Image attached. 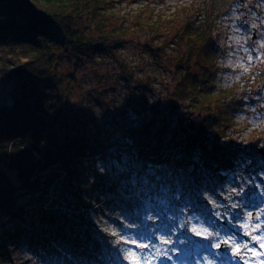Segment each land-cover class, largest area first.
Instances as JSON below:
<instances>
[{
	"label": "trees",
	"instance_id": "1",
	"mask_svg": "<svg viewBox=\"0 0 264 264\" xmlns=\"http://www.w3.org/2000/svg\"><path fill=\"white\" fill-rule=\"evenodd\" d=\"M231 3L203 0L184 14L173 34L184 51L164 60L167 68L161 60L165 42L152 43L171 29L166 22L112 21V4L106 0H0V250L24 238L32 218L50 223L40 215L45 205L48 212L67 207L80 213L103 198L119 178L103 180L95 167L113 155L119 160L127 154L137 174L145 173L157 187L170 184L168 173L184 179L190 167L221 179L241 155L264 161V135L254 137L250 146L256 152L250 156L252 150L235 144L230 132L243 108L245 98L239 94L246 89L214 83L221 55L219 22ZM138 30L146 34L138 47L152 66L171 73L172 84L167 89L156 82L165 91L154 99L151 115L130 105L131 118L114 103L118 84L90 67L99 55H114ZM113 60L126 86L148 89L153 78L135 80L124 62L116 55ZM63 61L73 67L67 80ZM79 73L90 87L94 78L101 80L83 102L72 100L83 95L74 83ZM140 94L145 98V92ZM108 103L113 111L97 117L96 105L103 109ZM58 187L60 195H55Z\"/></svg>",
	"mask_w": 264,
	"mask_h": 264
},
{
	"label": "rangeland",
	"instance_id": "2",
	"mask_svg": "<svg viewBox=\"0 0 264 264\" xmlns=\"http://www.w3.org/2000/svg\"><path fill=\"white\" fill-rule=\"evenodd\" d=\"M106 1L112 4V15H110L112 21L116 18L123 24L126 21L134 23L143 20L144 17L151 22L154 20L166 22L168 24L166 28L171 27L167 30V34H162L152 42L153 44L165 42L161 51L162 64L165 65L164 60L175 59L174 56L180 57L183 54V44H180L173 34L176 29H180L186 19L184 14L203 0ZM123 19L124 22L121 21ZM140 24L142 26V23ZM219 29L221 55L214 83L218 88L223 89L234 85L236 88L246 89L245 95H241V92L239 94L240 97L245 98L242 101L243 108L235 114L236 127L230 129V132L235 144L252 150L249 155L253 156L256 150L250 146V143L260 133L264 135V0H232L228 11L220 19ZM145 37L146 34L138 30L134 39L117 46L114 55L130 69L133 79L153 78V81L147 82L149 84L147 90L143 86L144 91L138 87V89L128 87L121 78H118L117 64L112 54L99 55L97 61L90 67L100 69L103 72V79L107 76L109 83L113 82L112 85L118 84L114 103L120 110L129 112L131 118L134 116L133 112H130V105L139 112L146 109L145 115H151L153 101L158 98L157 94L161 97V92L165 91L156 82L167 84L165 85L167 89L172 84L171 73L152 66L148 54L138 47V43H143ZM96 64L98 66H95ZM166 65L168 68V64ZM60 67L62 76H66L67 80L69 73L72 72V65L63 61ZM89 70L85 75H89L87 73ZM85 75L82 73L77 75L74 82L76 92L83 95L82 98H73V101L83 102L88 99L85 98L86 93L93 90L94 84L101 81L100 78H94L96 83H92L90 87L84 82ZM2 92L0 89V98ZM142 92H145L143 95L145 98H141ZM109 103L103 109L96 105L97 108L94 110L97 117L101 116L103 111H113ZM229 137L231 139L230 135ZM235 148L233 146L231 150L234 152ZM110 155L109 153L105 156L110 157ZM113 157L98 161L95 167V171L103 180L111 181L112 178H119L114 181L111 190L103 194V198L90 202V206L80 213L69 211L67 207H53L48 212L45 205L42 209L45 213L39 212L46 220L47 217L51 218L50 223L46 221L47 225H43L38 219L34 220L31 217L27 235L15 244L9 242L4 246L5 249L0 250V264H71L76 259L81 260L76 264H129V260L123 258L128 249H132L137 254L147 252L155 258L157 264H190L174 257L172 249L175 248L180 252L177 247L182 244L173 237L175 229L180 232L183 240L191 241V245L187 248L182 245L187 254H190V249H196L194 243L200 247L215 242L214 239L204 240L195 236L191 232L193 226L199 229L203 225L209 231L214 229L220 233L219 224L224 222L235 226L226 239L235 238V232H240L245 238L250 239L247 244L252 251L244 254L245 241L242 240L240 256L247 260L248 264L264 262V255L260 254L264 253V249L259 247L260 241L251 239L252 236L259 237L264 232V212L261 211L264 208V161L241 155L239 161H236V168L219 179L220 181L210 173H205L203 169L190 167L184 179L176 176L175 173H168L166 176L170 178V184L157 187L148 180L145 173L137 174V167L128 161L127 154L121 153L119 160ZM88 179L94 180V173H90ZM241 186L248 193L247 195H239ZM59 190L58 187L54 194L60 195ZM101 190L105 191L104 188ZM58 198L62 199L61 196ZM83 199L85 200L84 197ZM234 204L237 206L233 207ZM180 209L183 211L181 212ZM234 212L239 213L238 219H232ZM249 213H251L250 218ZM257 215H259L258 220ZM146 216H151L152 219H145ZM163 223L166 224L163 225L165 227H157ZM243 225H246V228L242 227ZM257 225L260 226L259 229L252 231ZM137 226L141 230L156 226L155 229L151 228L157 238V242L154 241L155 249L136 247L137 244L142 243L134 235ZM166 226H169V231L166 230ZM246 232L249 234H245ZM99 233H102L101 237L98 236ZM161 239H170L176 243L171 245L162 243ZM230 247L234 248L235 245ZM165 252L167 256L172 257L171 260L164 256ZM231 255L235 254L231 252ZM206 259L207 256H202L192 264L199 262L205 264ZM216 260V264L226 263L225 260Z\"/></svg>",
	"mask_w": 264,
	"mask_h": 264
},
{
	"label": "snow or ice",
	"instance_id": "3",
	"mask_svg": "<svg viewBox=\"0 0 264 264\" xmlns=\"http://www.w3.org/2000/svg\"><path fill=\"white\" fill-rule=\"evenodd\" d=\"M248 193L244 191L243 187L241 186V190L239 192V195L244 196L247 195ZM237 205L234 204L233 207H236ZM182 212L183 209H180ZM249 218L251 217V213L248 214ZM239 218V213L235 216L232 217L233 220ZM145 219L151 220V216H146ZM256 219H259V215H257ZM235 227L234 225L229 224L228 230L231 231V229ZM242 227L246 228V225H243ZM259 225H257L255 228L252 229V231H257L259 229ZM191 232L197 236L201 237L204 240H209V239H214L216 242L215 244H208L207 248L211 249L215 247L216 249H220L222 244L224 245V255L227 256L229 252H232L235 255H240L241 254V241L238 238V234L236 238H228L224 239L221 237V234L219 232H216L214 229L213 231H209L207 227H204L203 225L200 226L198 229L196 226H193L191 228ZM249 234V233H245ZM135 237L137 240L142 241V243L137 244L136 247L138 249H155L156 244L153 242L157 238L155 237V233L152 231L151 228H145L144 230H141L139 226H137V230L135 232ZM225 236H227V232L225 233ZM251 239L253 241H260L259 247L264 249V232L261 233V236H252ZM127 242V241H125ZM162 243H167V244H174L176 241L170 240V239H161ZM180 243L184 244L185 247L187 248L189 245H191V241L189 240H182ZM231 245H235V247H230ZM244 248V254L246 255L248 251H252L248 247L247 242L243 244ZM173 252L176 251L175 248L172 249ZM261 255H264V253H260ZM213 255H216V253H213ZM164 256L168 259L171 260V256H167L166 252L164 253ZM124 259L129 260V264H157V261L155 260L154 257L150 256L147 252H143L140 254L134 253L132 249L126 250V254L123 257ZM205 264H211V261L205 260ZM244 264H248V261L245 260ZM261 264H264V262H261Z\"/></svg>",
	"mask_w": 264,
	"mask_h": 264
},
{
	"label": "bare ground",
	"instance_id": "4",
	"mask_svg": "<svg viewBox=\"0 0 264 264\" xmlns=\"http://www.w3.org/2000/svg\"><path fill=\"white\" fill-rule=\"evenodd\" d=\"M215 175V174H214ZM217 178V177H216ZM218 179H220V178H218ZM220 181V180H219ZM235 237H237V235H235ZM3 249H5L4 248V246H3ZM178 258H182V255H180V256H178Z\"/></svg>",
	"mask_w": 264,
	"mask_h": 264
},
{
	"label": "water",
	"instance_id": "5",
	"mask_svg": "<svg viewBox=\"0 0 264 264\" xmlns=\"http://www.w3.org/2000/svg\"><path fill=\"white\" fill-rule=\"evenodd\" d=\"M224 249V248H223Z\"/></svg>",
	"mask_w": 264,
	"mask_h": 264
}]
</instances>
